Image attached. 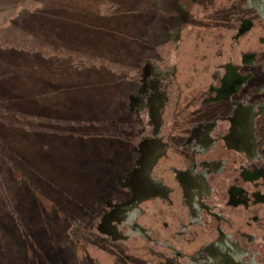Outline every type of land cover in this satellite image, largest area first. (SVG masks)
I'll return each instance as SVG.
<instances>
[{"label": "rangeland", "instance_id": "1", "mask_svg": "<svg viewBox=\"0 0 264 264\" xmlns=\"http://www.w3.org/2000/svg\"><path fill=\"white\" fill-rule=\"evenodd\" d=\"M219 19L218 0H0V264H159L100 226L135 168L134 129L150 136L144 71L164 73L171 104L173 67L194 66L180 50Z\"/></svg>", "mask_w": 264, "mask_h": 264}, {"label": "flooded vegetation", "instance_id": "2", "mask_svg": "<svg viewBox=\"0 0 264 264\" xmlns=\"http://www.w3.org/2000/svg\"><path fill=\"white\" fill-rule=\"evenodd\" d=\"M218 10L203 65L173 67L176 100L159 94L164 73L144 71L150 136L134 129L135 168L100 226L135 234L159 264H264V0Z\"/></svg>", "mask_w": 264, "mask_h": 264}, {"label": "trees", "instance_id": "3", "mask_svg": "<svg viewBox=\"0 0 264 264\" xmlns=\"http://www.w3.org/2000/svg\"><path fill=\"white\" fill-rule=\"evenodd\" d=\"M206 44L207 41L202 46V49L199 47L197 42L191 45V47L189 46V44H187L190 49L187 47L185 50V48L183 47L180 50V53L182 54V64L185 63L184 61H186V59H188L189 62L192 61L194 63L193 67H201L203 65V57L205 56V52L207 50ZM189 58H192L193 60H190Z\"/></svg>", "mask_w": 264, "mask_h": 264}]
</instances>
